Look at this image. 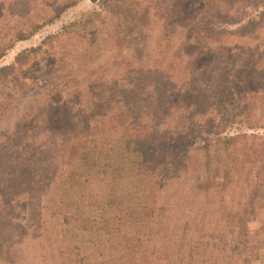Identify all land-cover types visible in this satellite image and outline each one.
Returning <instances> with one entry per match:
<instances>
[{
    "label": "rangeland",
    "instance_id": "obj_1",
    "mask_svg": "<svg viewBox=\"0 0 264 264\" xmlns=\"http://www.w3.org/2000/svg\"><path fill=\"white\" fill-rule=\"evenodd\" d=\"M1 52L0 264H264V0H0Z\"/></svg>",
    "mask_w": 264,
    "mask_h": 264
},
{
    "label": "trees",
    "instance_id": "obj_2",
    "mask_svg": "<svg viewBox=\"0 0 264 264\" xmlns=\"http://www.w3.org/2000/svg\"><path fill=\"white\" fill-rule=\"evenodd\" d=\"M105 1H106V3L109 2V0H105ZM247 26H248V24H244L243 26L240 27V29H241V30H242V29H245ZM3 56H4V52H1V53H0V59H1ZM4 71H5V68H4V69H1V70H0V74H1L2 72H4Z\"/></svg>",
    "mask_w": 264,
    "mask_h": 264
}]
</instances>
